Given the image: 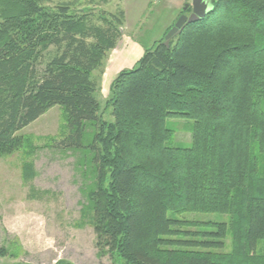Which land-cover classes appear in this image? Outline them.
<instances>
[{"label":"trees","instance_id":"16d2710c","mask_svg":"<svg viewBox=\"0 0 264 264\" xmlns=\"http://www.w3.org/2000/svg\"><path fill=\"white\" fill-rule=\"evenodd\" d=\"M99 16L74 2L0 0V158L32 146L18 132L60 105L68 130L60 143L88 152L92 165L84 209L101 255L121 264H264V0H212L167 46L170 25L113 81L112 122L101 115L95 72L126 12ZM181 117L194 120L191 147L169 144L166 121ZM35 175L26 165L25 176ZM186 213L230 220L191 232L181 228L196 225L179 218Z\"/></svg>","mask_w":264,"mask_h":264},{"label":"rangeland","instance_id":"374dc122","mask_svg":"<svg viewBox=\"0 0 264 264\" xmlns=\"http://www.w3.org/2000/svg\"><path fill=\"white\" fill-rule=\"evenodd\" d=\"M53 1L54 4L74 2L76 8L92 9L97 19H100L102 11L118 12L123 9L126 12L115 51L109 53L104 66L95 72L101 115L108 122L114 120L109 106L111 85L122 71L121 66L115 65L125 47L128 49L132 40H142L150 46L154 43L150 40L163 36L168 25L165 23L166 16L171 10L179 14L186 7H192V0ZM129 51L133 54L134 49ZM54 53L55 50L51 49L46 61ZM166 125L173 131L169 144L191 147L193 119L168 118ZM18 134L30 137L32 146L0 158V248L5 251L4 255H0V264H56L59 261L69 264H121L110 255H101L96 246L92 219L84 209L87 187L91 183L85 170H92V165L83 162L88 152L70 149L60 143L68 134L63 108L60 105L52 107ZM28 164L34 165L36 171L32 178L25 176ZM179 218L196 224L181 227L191 232L198 229L213 231L216 226L211 223L230 220L228 214L219 213H186ZM230 250L229 236L223 251Z\"/></svg>","mask_w":264,"mask_h":264},{"label":"crops","instance_id":"0c3cea01","mask_svg":"<svg viewBox=\"0 0 264 264\" xmlns=\"http://www.w3.org/2000/svg\"><path fill=\"white\" fill-rule=\"evenodd\" d=\"M174 16H176V17L174 18ZM177 16H178L177 12H175V10H171V12L168 14V16H166L167 20H165V23L168 25L166 26V29L164 31H166L168 29V27L176 21ZM155 40H157V39L155 38V39L150 40V41L152 42ZM131 42H130L131 45L128 46V49L125 47V49H124L125 51L122 53V56H121L119 61H118V59L116 61L117 55L116 54L114 55V58H115L114 60L116 61L115 66H117V64H118V67L121 66L120 68L122 70L133 68L136 65V63L138 62V60H140V58L143 56V54L145 52V48L151 47L153 45V44H149L150 46H148L142 40H134V41L132 40ZM128 45H129V43H128ZM132 48L134 49L133 54L129 51ZM113 51H115V50H113Z\"/></svg>","mask_w":264,"mask_h":264},{"label":"water","instance_id":"95a60500","mask_svg":"<svg viewBox=\"0 0 264 264\" xmlns=\"http://www.w3.org/2000/svg\"><path fill=\"white\" fill-rule=\"evenodd\" d=\"M210 0H192V11L189 14H182L175 25L168 31L165 36V44L169 46L172 37L179 33L186 24L197 22L206 17L207 13L211 10ZM188 7L185 8V11Z\"/></svg>","mask_w":264,"mask_h":264}]
</instances>
